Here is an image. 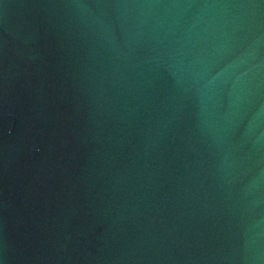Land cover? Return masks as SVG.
<instances>
[{
    "label": "water",
    "instance_id": "obj_1",
    "mask_svg": "<svg viewBox=\"0 0 264 264\" xmlns=\"http://www.w3.org/2000/svg\"><path fill=\"white\" fill-rule=\"evenodd\" d=\"M0 264H264V0H0Z\"/></svg>",
    "mask_w": 264,
    "mask_h": 264
}]
</instances>
